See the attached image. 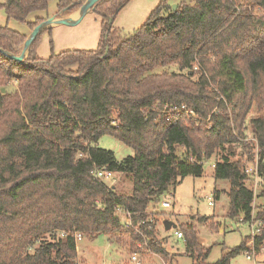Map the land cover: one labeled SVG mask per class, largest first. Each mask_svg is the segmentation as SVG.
I'll return each mask as SVG.
<instances>
[{"label": "trees", "instance_id": "16d2710c", "mask_svg": "<svg viewBox=\"0 0 264 264\" xmlns=\"http://www.w3.org/2000/svg\"><path fill=\"white\" fill-rule=\"evenodd\" d=\"M51 1L0 3L8 20L0 27V264H81L77 235H104L117 246L125 242L142 253L141 246L168 260L151 206L238 143L254 105L263 111L250 124L264 179V0H186L175 11L163 0L129 36L113 30L128 0H101L94 8L103 25L96 50L39 59V35L26 60L11 58L28 38L9 22L33 32L45 19L27 18L47 12ZM82 6V0H58L64 17ZM11 83L16 92L2 93ZM104 136L134 155L117 160L98 146ZM102 167L125 174L131 192L118 193L97 179ZM214 168L216 179L231 183L229 218L262 222L263 233L254 239L260 250L264 212L252 219L255 197L245 165L224 155ZM117 208L131 215L130 227ZM176 231L188 256L204 264L210 252L196 227ZM251 239L217 264L251 252Z\"/></svg>", "mask_w": 264, "mask_h": 264}, {"label": "rangeland", "instance_id": "374dc122", "mask_svg": "<svg viewBox=\"0 0 264 264\" xmlns=\"http://www.w3.org/2000/svg\"><path fill=\"white\" fill-rule=\"evenodd\" d=\"M5 1L0 0V3ZM162 1L128 0L115 17L113 30L120 31L124 36L133 35L145 24ZM184 1L186 0H169V3L173 7L179 6ZM86 2L87 0H82L83 5ZM80 10L81 8L75 12L77 13ZM37 18H43L46 22L53 18L61 20L69 17H64L59 13L58 0H53L49 4L47 12L31 14L27 21L35 22ZM7 24L6 14L0 7V27ZM9 27L14 31L25 34L27 38H30L33 33L26 24L14 20L9 22ZM102 35V18L95 10H91L82 17L78 24H53L44 27L37 45L38 58L46 60L50 58L52 53L58 54L67 50L94 51L98 48ZM24 45L25 43L18 47L17 56L24 53ZM28 54L29 51L25 54V60ZM172 70L176 71L177 68ZM16 88V84L11 83L2 89V93H14ZM262 115L261 108L255 105L252 106L246 122L245 135L238 143L227 145L225 149L222 148L216 153L212 159L205 161L203 175L185 178L176 187L170 188L159 203L151 206L150 210L155 212L157 218V239L168 252V260L151 251L143 253L145 250L141 249L142 253L138 252L125 242L117 246L109 242L104 235H100L96 239L83 237L81 241L79 240L78 250L81 264H137L132 261L133 256L137 257L139 264H196L186 253L184 240H178L175 236V231L178 228L188 224L196 227L200 244L210 252L204 264H217L224 254L240 247L244 240L252 236L253 222L244 221L242 215L235 219L229 218L231 183L227 180L216 179L214 165L224 155L229 156L232 161H242L245 165V172L248 171L246 186L253 191L255 197L252 219H255L260 212H264V179L256 172L259 149L250 124L252 118H258ZM98 146L113 151L119 161L134 155L133 149L112 136L102 137L98 142ZM177 154L181 157L184 156L185 149L177 148ZM115 178L117 180L114 186L116 191L129 194L132 186L127 176L115 173ZM163 201L170 202L172 207L163 209L161 207ZM209 202L213 205H209ZM200 219H206L207 221L204 223ZM166 223L171 224L173 227L176 225L178 228H171L167 231ZM210 225L216 227L210 228ZM262 247L264 248V243ZM246 254L242 253L233 259L231 264H264L262 248L256 251L255 262L248 260Z\"/></svg>", "mask_w": 264, "mask_h": 264}, {"label": "built area", "instance_id": "2783aa9c", "mask_svg": "<svg viewBox=\"0 0 264 264\" xmlns=\"http://www.w3.org/2000/svg\"><path fill=\"white\" fill-rule=\"evenodd\" d=\"M197 69V67L195 68ZM80 157H83V155H80ZM257 172V170H256ZM248 173V171H247ZM94 175L97 179L105 182L110 188H114V186L116 185L115 183L117 182L116 178H115V173H113L112 171L108 170L106 167H102V168H97L94 172ZM209 205H213L211 202H209ZM161 207L163 209H169L172 207V205L170 204V202L168 201H163L161 203ZM117 213L120 215L121 219L124 221V223L127 226H131V215L129 213H126L123 208H117ZM253 222V231H252V240L249 242L248 246L249 248H251V252H248L246 254V258L248 260L254 261L255 262V257H256V251H255V246H254V239L256 237H260L263 233L262 231V222L261 221H252ZM255 225V226H254ZM175 236L178 240H184V236L182 234V232L179 231H175ZM77 240L81 241L82 240V236L81 235H77L76 236ZM140 248L142 249V247L140 246ZM262 252L264 253V248L262 247ZM132 261H134L135 263L139 264V261L137 259L136 256L132 257Z\"/></svg>", "mask_w": 264, "mask_h": 264}, {"label": "water", "instance_id": "95a60500", "mask_svg": "<svg viewBox=\"0 0 264 264\" xmlns=\"http://www.w3.org/2000/svg\"><path fill=\"white\" fill-rule=\"evenodd\" d=\"M101 0H87V2L81 7V16L79 19L75 20V19H72V18H66V19H61V20H58V19H50L49 21H46L45 23H43L42 25H40L39 27H37L30 38L27 39V41L25 42V45H24V53L21 55V56H13V55H10L11 58L15 59L16 61L18 62H23L24 61V58H25V54L27 51L30 50L32 44L34 43V41L36 40V38L41 34L42 30L44 27H47V26H50V25H75V24H78L81 20H82V17L89 11L91 10H94L95 6L100 2ZM173 10H177L178 6H173L172 7ZM108 51H109V47H107V50H106V53H105V56L108 54ZM165 227H166V230L169 231L171 230V228H175L176 229V225L173 227L171 226V224H165Z\"/></svg>", "mask_w": 264, "mask_h": 264}, {"label": "crops", "instance_id": "0c3cea01", "mask_svg": "<svg viewBox=\"0 0 264 264\" xmlns=\"http://www.w3.org/2000/svg\"><path fill=\"white\" fill-rule=\"evenodd\" d=\"M80 16H81V10L78 11L77 13L75 12V13L67 16V17L72 18V19L74 18L75 20H77V19L80 18ZM78 255H79V258H80V252H79V250H78ZM81 259L84 260L83 258H81Z\"/></svg>", "mask_w": 264, "mask_h": 264}]
</instances>
